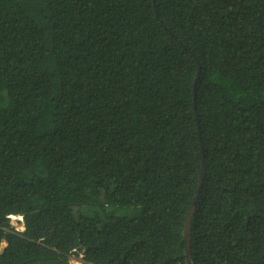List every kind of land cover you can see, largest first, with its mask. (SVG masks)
Segmentation results:
<instances>
[{
	"label": "trees",
	"instance_id": "16d2710c",
	"mask_svg": "<svg viewBox=\"0 0 264 264\" xmlns=\"http://www.w3.org/2000/svg\"><path fill=\"white\" fill-rule=\"evenodd\" d=\"M202 148L193 264H264V0H0V264H186Z\"/></svg>",
	"mask_w": 264,
	"mask_h": 264
},
{
	"label": "water",
	"instance_id": "95a60500",
	"mask_svg": "<svg viewBox=\"0 0 264 264\" xmlns=\"http://www.w3.org/2000/svg\"><path fill=\"white\" fill-rule=\"evenodd\" d=\"M198 60V59H196ZM201 71V69H200ZM200 71L198 73V77L196 79V84H195V89H196V85L199 81L200 78ZM201 174H200V179H199V185H198V189H197V193L194 197V200L191 204V207L189 209L187 218H186V222L184 225V230H183V235H184V240H185V251H186V264H193L192 261V255H191V228H192V220L194 217V213L196 210V205L200 199L201 196V189L204 185V180H205V176H206V165H205V158H204V150L202 148V153H201Z\"/></svg>",
	"mask_w": 264,
	"mask_h": 264
},
{
	"label": "rangeland",
	"instance_id": "374dc122",
	"mask_svg": "<svg viewBox=\"0 0 264 264\" xmlns=\"http://www.w3.org/2000/svg\"><path fill=\"white\" fill-rule=\"evenodd\" d=\"M11 225L16 228L19 231H23L25 226L23 224V221L21 219H18L17 217L11 218ZM6 246V243L3 242L2 244V248H4ZM83 258L84 256L82 254H80L79 257L77 256H72L70 264H84L83 262Z\"/></svg>",
	"mask_w": 264,
	"mask_h": 264
},
{
	"label": "clouds",
	"instance_id": "9594fccd",
	"mask_svg": "<svg viewBox=\"0 0 264 264\" xmlns=\"http://www.w3.org/2000/svg\"><path fill=\"white\" fill-rule=\"evenodd\" d=\"M14 217H22V219H21V220L23 221V224H24V219H23V216H14ZM9 218L11 219L12 217L10 216ZM24 226H25V225H24ZM24 230H25V228H24ZM24 230H23V231H24Z\"/></svg>",
	"mask_w": 264,
	"mask_h": 264
},
{
	"label": "built area",
	"instance_id": "2783aa9c",
	"mask_svg": "<svg viewBox=\"0 0 264 264\" xmlns=\"http://www.w3.org/2000/svg\"><path fill=\"white\" fill-rule=\"evenodd\" d=\"M12 218H14V216H11ZM18 219H22V217H17Z\"/></svg>",
	"mask_w": 264,
	"mask_h": 264
}]
</instances>
